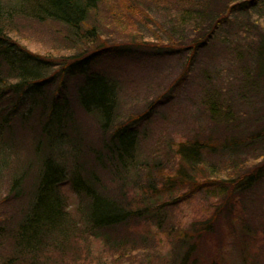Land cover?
Wrapping results in <instances>:
<instances>
[{"label":"trees","instance_id":"trees-1","mask_svg":"<svg viewBox=\"0 0 264 264\" xmlns=\"http://www.w3.org/2000/svg\"><path fill=\"white\" fill-rule=\"evenodd\" d=\"M114 1L118 4L114 10L102 11L105 2L113 5ZM263 1L0 0V101L21 91L35 92L26 100L28 112L19 116L26 123L23 129L15 116L0 108V264H63L62 259L70 256L69 242L81 236L96 239L117 253L127 247L130 239L121 231L132 220H148L156 230L173 234L174 255L168 264H190L198 240L212 229L220 211L227 215L228 229L235 233L239 228L242 240H247L240 243L242 263L264 264L262 239L257 235L262 230L240 218L246 210L244 198H255L264 181ZM259 7V16L253 18L258 25L254 26L255 20L250 24L249 19L239 21V38L227 44L234 46L243 61L242 74L236 73L235 83L229 86L220 81L222 90L213 87L201 103L206 107L203 116L214 122L211 132L202 134L196 129L183 140L170 138L166 144L170 153L164 155L154 145V153L142 159L138 153L147 131L141 125L152 116L156 104L174 96L198 56L233 14ZM159 10L171 12L172 25L164 28L155 17L154 40L128 33L112 36L117 28L110 20L134 27L139 16L144 20ZM30 19L50 20L65 30L63 40L70 43L66 52L41 53L22 42L19 22ZM255 28V35L250 36ZM101 56L132 57L135 62L124 61L126 67L140 65L146 58L158 61L171 56L186 57L187 64L171 82V95L157 94L143 111L125 112L120 91L122 71L129 68L122 70L125 67L113 63L108 71L77 73L79 67ZM72 81L76 82L70 95L65 88ZM243 100L262 104L252 121L242 115ZM87 115L95 119V129L84 126ZM27 130L33 135H26ZM20 133L32 137L34 155L28 157V149L20 150L23 161L13 169L10 154L17 150H5L4 141L15 140ZM207 188L223 196L217 210L205 220L193 221L188 231L175 227L167 231L169 206ZM72 192L78 197L77 205L70 201ZM149 235H142V241ZM55 251L61 256L54 257ZM75 256L74 264L82 257ZM92 258L84 256L83 264Z\"/></svg>","mask_w":264,"mask_h":264},{"label":"rangeland","instance_id":"rangeland-1","mask_svg":"<svg viewBox=\"0 0 264 264\" xmlns=\"http://www.w3.org/2000/svg\"><path fill=\"white\" fill-rule=\"evenodd\" d=\"M117 5L115 1L113 5L105 2L102 11L108 12L114 10V7ZM262 7H264V1L262 2ZM259 9L261 8L259 7L249 12H236L233 14L232 20L217 31L213 38L214 41H212L209 47L204 49L203 53L198 56L194 66H192L189 71V77L181 85L176 87L173 94L174 96H171L172 98L164 103L156 104V109L152 116L141 125V129L143 128V130L146 129L147 131L141 141L140 153H138L142 159H146L154 153V151H152L154 145H156V150L163 151L164 155L170 153L166 145L170 138H174L178 141L183 140L193 135L196 129H199L202 134L211 132V125H213L214 122L207 119L206 116H203V114L206 113V107L201 103L213 87L217 86L222 90L220 81L222 84L225 82V84L229 86L231 82L235 83L236 73L242 74L244 63L236 53H234V46L231 47L227 44L229 41L234 42L239 38V21L249 19L250 24L251 21L255 20L253 18L259 16V13H257L260 11ZM170 14L171 12L159 10L152 11V16L147 14L144 20L141 19V16L138 17V20L134 17V19L137 20L134 23V27H130L129 25L123 27L119 22L110 20L109 23L112 27L117 28L112 36L119 38V36L122 37L128 33L138 38L154 40L155 36L153 35L151 27L153 26L154 28L157 25L155 23L152 24L155 17L159 21L156 22L162 23L165 28L166 26L172 25L171 20L168 18ZM101 15L103 16V14L100 13L99 16ZM23 21L24 22H19V28H17L21 33V36H18V38L27 44V46L41 53L62 54L66 52V48H68L70 43L63 40V36L66 32L56 22L50 20L38 22L32 21L31 19L29 22ZM255 23L256 25L254 26L256 27L259 22L255 20ZM147 24H149V26H147ZM143 25L145 26L142 27ZM255 31L256 28L254 31H251L249 35L254 36ZM160 36L162 38L166 37L164 35ZM239 42L241 45L242 42ZM75 48L78 49L79 47ZM186 59L187 58L183 56H171L158 61H151L146 58L145 60L139 61L141 62L140 65L126 67L124 61L129 63L135 62L132 60V57H127V59H125V57L115 58L101 56L93 63L79 67L77 73L88 69L108 71L111 70V67L115 63L116 65L118 64V66L125 67L122 70L129 68L125 72L122 71L124 82L121 84L120 101L125 112L131 109L140 112L149 105V101L155 95L160 93L163 94L164 92L165 94H172L169 86L174 79L181 75L184 69L186 70ZM75 82L76 81L70 82L68 87L65 88L66 92L68 91L70 95L73 91ZM235 89L236 91L238 90L236 87ZM34 95L35 92L29 89L25 92L21 91L19 93L10 94L0 101V108L4 110L2 113L9 111L12 116H15V122L19 123V129L25 128L26 125L22 120L23 117H19L29 110L30 104H27L26 100ZM240 95L238 97L243 99ZM255 100L256 102H260L257 101V99ZM248 101L249 100H243L245 109H243L242 115H245L244 118H250V121H252L256 116L254 112L258 113L257 109L262 104L252 103V105H249ZM94 121L95 119H93L91 115H87L84 117V126L95 129ZM217 127L218 130L221 129L219 126ZM27 132L28 130L25 132L26 135H33ZM20 136L21 133L15 137V140L13 137H8L4 141L6 142L3 147L5 150H9L10 152L14 149L17 150L14 154L13 152L10 154V156H12L10 162L14 163L10 165L12 166L10 168L13 169L15 165L20 166V163L23 161L20 150L28 149L30 151L28 157L32 158L34 155L32 137ZM28 144L31 146L29 147ZM217 161L221 162L220 160ZM224 162L228 163L226 161ZM221 163L223 164V162ZM220 167H222L221 164ZM4 178V182H6L5 180H8L7 175ZM137 194L135 195L139 198ZM253 195L257 196L255 198H251V196L244 198L246 201V205H244L246 210L244 216L240 218H247L253 223L254 228L257 226L262 230L259 231L258 229L259 232L257 235L259 236V241L262 239L260 243L262 247L260 250L263 251L264 181L261 182L259 191ZM222 198L223 196H219L218 194L215 195L214 192L212 193L208 188L207 190H196L190 193L186 199L181 200L177 205L169 206L167 213L168 221L165 229L167 228L166 230L168 231V229H173L175 227L181 232L192 229L193 221H198L200 219L205 220L214 210H217L218 207H216V204H219ZM70 201L73 205H77L78 203V197L73 192ZM222 212L223 211H220V215H217L212 229L206 231L203 237L198 240V251L192 256L190 264H243L240 254L243 248L240 243L246 242L247 240H242L239 228H236L235 233L228 229V222L226 220L227 215ZM145 234L150 235L142 241V235ZM121 235L128 237L130 240H128L126 244L127 247L117 250V253L107 250L105 245L96 239L84 236L73 238L68 246L71 247V251H69L70 256L64 257L62 263L74 264V252L82 256L81 260L76 264H83V257L86 255H93L91 261L86 264L90 262H92V264H100V261L101 264H168L170 257L174 255L173 244L176 238L172 237L173 234L172 236H168L167 232L156 230L155 226L148 220H143L142 222L138 220L130 221L129 225L124 227L121 231ZM134 241L135 245H133ZM74 248H76V250H74ZM52 255L54 257L61 256L57 251L53 252ZM79 255H76L75 258ZM261 256L263 258L262 261H264V253L261 254ZM166 259L167 262L165 263L164 261H166ZM196 259L197 262H195Z\"/></svg>","mask_w":264,"mask_h":264}]
</instances>
